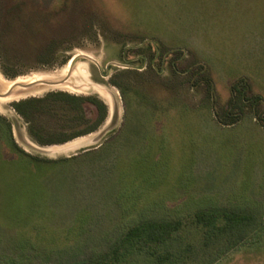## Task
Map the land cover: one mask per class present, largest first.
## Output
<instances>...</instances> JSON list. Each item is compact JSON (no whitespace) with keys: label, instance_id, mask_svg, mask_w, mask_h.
I'll return each instance as SVG.
<instances>
[{"label":"rangeland","instance_id":"374dc122","mask_svg":"<svg viewBox=\"0 0 264 264\" xmlns=\"http://www.w3.org/2000/svg\"><path fill=\"white\" fill-rule=\"evenodd\" d=\"M22 2L13 15L15 1L0 0V92L44 83L0 98V264H87L149 218L184 222L154 248L171 254L165 264H264V124L251 113L220 121L242 78L264 107V0ZM43 51L50 64L38 62ZM1 65L22 75L8 79ZM124 70L158 72L153 84L164 88L125 100L111 84ZM53 91L100 96L107 122L63 145L36 144L12 103ZM12 138L69 160L38 169ZM207 208L255 220L229 229L222 219L207 238L195 221ZM122 264L160 263L144 246Z\"/></svg>","mask_w":264,"mask_h":264},{"label":"trees","instance_id":"16d2710c","mask_svg":"<svg viewBox=\"0 0 264 264\" xmlns=\"http://www.w3.org/2000/svg\"><path fill=\"white\" fill-rule=\"evenodd\" d=\"M14 1L16 4L12 5L13 7L17 5L21 7L26 4L22 0ZM63 6L67 7L65 4ZM17 9L16 7L12 11L15 12L13 15L21 12V9ZM6 16L7 14H4L2 23L4 28H10L11 25ZM49 56L52 58L55 55L51 51L41 52L37 55L38 62L45 65L50 64ZM1 69L8 79H16L22 75L17 71L10 72L3 65H1ZM130 71L124 70L116 76V79L111 80V84L121 91L125 100H129L130 96H143L147 92L156 91V87L163 86L153 84L154 81V83L161 81H158L161 78L158 72L154 71L150 76H147ZM232 95V101L226 109V118L231 121L220 119L223 125L238 124L247 113L253 114L258 121L264 124L263 98L259 95L250 94V84L245 78L240 79L232 86ZM12 107L27 123L31 138L42 147L63 145L95 133L109 118V107L100 96L75 95L65 91H53L43 97H29L15 101L12 103ZM0 119L5 120L6 118L0 115ZM10 133L12 137L11 126ZM12 139L18 153L30 158L38 169H43V164L49 163L54 166L60 161L69 160L68 158L61 160L45 159L32 155L26 152L14 138ZM222 219L225 220L226 227L229 229L251 225L255 220L251 213L238 209L207 208L201 209L195 214V221L207 229V238L215 234L219 221ZM183 225V220L179 218L144 219L128 227L108 251L90 258L87 264H122L128 254L144 246L150 249L160 264H165L170 259L171 254L157 253L154 248L165 245L175 233L181 230Z\"/></svg>","mask_w":264,"mask_h":264},{"label":"water","instance_id":"95a60500","mask_svg":"<svg viewBox=\"0 0 264 264\" xmlns=\"http://www.w3.org/2000/svg\"><path fill=\"white\" fill-rule=\"evenodd\" d=\"M74 61H75V59L73 60V62H72V64L74 63ZM44 82L43 81H33V82H30V83H27V84H19V83H15L13 86H12V89L11 90H13V89H15L16 87H24V88H30V87H33V86H36L37 84H43ZM10 94V92L9 93H7V95H4V96H8ZM116 115H115V117H114V120L116 119ZM113 126L114 125H112V127H111V129H113ZM18 127V126H17Z\"/></svg>","mask_w":264,"mask_h":264},{"label":"crops","instance_id":"0c3cea01","mask_svg":"<svg viewBox=\"0 0 264 264\" xmlns=\"http://www.w3.org/2000/svg\"><path fill=\"white\" fill-rule=\"evenodd\" d=\"M0 80H1V79H0ZM0 82H1V81H0ZM14 84H15V83L9 85V86H8V89H7L6 92H0V98H1V97H2V98L10 97V96L12 95V93L15 91V89L11 90V89H12V86H13ZM9 92H10V94H9L8 96H4V95H7V93H9ZM20 124H21V123H20ZM16 130H18V127H16ZM20 130H21V132H22L23 129L20 127ZM20 135H21V139L26 138L25 135H24L23 133H19V137H20ZM24 140H26V139H24Z\"/></svg>","mask_w":264,"mask_h":264},{"label":"bare ground","instance_id":"6f19581e","mask_svg":"<svg viewBox=\"0 0 264 264\" xmlns=\"http://www.w3.org/2000/svg\"><path fill=\"white\" fill-rule=\"evenodd\" d=\"M72 62H73V60L71 61V63H70V64H72Z\"/></svg>","mask_w":264,"mask_h":264},{"label":"flooded vegetation","instance_id":"af4514ba","mask_svg":"<svg viewBox=\"0 0 264 264\" xmlns=\"http://www.w3.org/2000/svg\"><path fill=\"white\" fill-rule=\"evenodd\" d=\"M71 63V62H70Z\"/></svg>","mask_w":264,"mask_h":264}]
</instances>
